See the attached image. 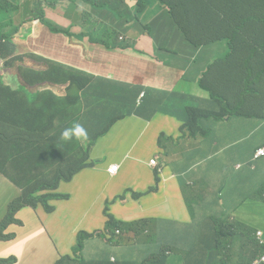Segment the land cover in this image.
I'll use <instances>...</instances> for the list:
<instances>
[{
	"label": "crops",
	"instance_id": "obj_1",
	"mask_svg": "<svg viewBox=\"0 0 264 264\" xmlns=\"http://www.w3.org/2000/svg\"><path fill=\"white\" fill-rule=\"evenodd\" d=\"M126 4L134 10L137 2L126 0ZM78 5L79 11L76 12H68L69 2H59L54 9L46 10L54 24L73 34L71 38L52 34L46 44L59 47L47 52L49 62L95 78L89 84L90 88L89 85L78 88L80 101L72 113L63 119V129L76 121L82 123L88 130V141L73 139L65 142L60 139L66 152L70 147L82 148L81 144L87 147L78 160L81 173L72 183H65L64 179L57 184L53 192L56 195H62L65 184L73 186L74 190L62 195L66 199L53 201L50 205L51 213L45 212L42 207L33 209L32 205L19 210L15 225L6 231V235L14 234L17 240L14 244L1 242L0 257L12 256L16 258L15 264H58L61 258L74 255L80 234L106 232L107 212L116 220L125 223L142 220L150 223V220H154L156 232L167 230L173 233L174 230L188 229L193 232L207 219L210 222L226 220L256 236L257 233H262L264 240V231L259 227L263 222L264 198L261 197L255 203L249 199L251 187L245 189L240 182V174L245 173L254 161V143L249 137H238L243 131L247 134L248 130L250 135H255L264 126L231 119L222 123L200 122L199 126L193 127L192 134L185 130L186 107L200 110L210 108V96L200 87V80L209 66L222 56L216 55L208 46L192 47L180 30L176 26L171 30L170 25L165 44L168 39L175 44L180 65L178 77L174 75L172 81L164 82L153 72L142 73L141 78L123 75L120 72L122 69L158 65L153 60L164 50L158 53L151 35L139 34L136 29L134 33L123 35V39L135 47L134 50L108 52L103 47L92 44L87 38L79 39L78 36L83 32L79 12L90 11L91 8L83 1H79ZM160 11L155 6L146 12L156 17L161 16L165 10ZM17 19L18 16L15 23ZM36 22L27 23L29 27L26 30H32ZM41 33L46 35L47 31L42 28ZM16 44L20 52L18 58H21L26 55L28 44L22 45L17 41ZM110 53L123 54L136 61H109ZM67 58L69 60H65ZM34 65L38 67V64ZM182 78L184 79L181 82ZM187 78L195 82V90L191 86L185 89ZM47 80V83L35 87L39 89V94L50 91L58 97H65L68 85L53 83L49 74ZM94 128L99 129L94 132ZM205 128L207 131L203 130ZM140 131L142 135L138 137L137 133ZM105 138L111 144L113 163L110 166L120 165L119 172L123 169L125 173L110 185L105 194H101L97 207L92 209L90 206L94 204L93 198L100 188V181L98 176L89 174L94 169V163L90 161V150L93 153L99 142ZM245 143V159H248L249 149L253 160L249 165H242L240 170H235V166L240 163L238 159L244 155ZM170 144H174L177 149L170 148ZM233 147L236 150L229 153ZM204 157L208 158V162L203 160ZM106 158L108 156L105 155L98 159ZM151 160L157 162L156 168L150 165ZM259 165L264 172V159L259 160ZM66 166L67 164L61 162L52 171L57 176ZM195 168H201V171L190 176ZM106 174L108 175L107 170ZM233 180L241 186V196L244 199L241 203L244 206L241 210V221L246 226L236 222L233 216L210 218L202 215L205 206H222ZM133 195L140 199H134ZM123 197L124 200H121ZM189 207L193 214H200L196 223L193 222ZM247 226H254L256 229L252 230ZM125 238L126 244L120 247L111 246L109 239H104V235L86 240L82 253L85 257H90L85 261L114 264L121 250H126L127 245L135 241L134 235H126ZM140 242L142 251L127 250L128 255L133 257L132 259L128 256L127 261L141 264L157 253L154 240ZM108 260L111 263H107Z\"/></svg>",
	"mask_w": 264,
	"mask_h": 264
},
{
	"label": "trees",
	"instance_id": "obj_2",
	"mask_svg": "<svg viewBox=\"0 0 264 264\" xmlns=\"http://www.w3.org/2000/svg\"><path fill=\"white\" fill-rule=\"evenodd\" d=\"M78 1L29 0L14 5L8 0H0V73H3L0 74V94L8 98H0V175H4L24 193L16 204L9 207L6 219L0 224V243L7 241L6 231L15 225L17 213L23 205L30 204L37 210L42 207L45 212L51 213L50 201L66 199L64 196L38 194L44 190L54 191L64 179L65 183H71L81 173L78 162L81 154L76 155L81 147H70L66 152V148L60 144L61 132L63 119L72 113L80 101L78 88L91 85L95 79L49 62L53 67L49 73L53 83L69 84L66 97H58L50 91L39 94L37 88L26 89L21 86L17 70L23 64L36 66L27 59L18 58L20 52L15 38L10 31L5 32L4 25L6 22H9V26L15 23L11 17L15 13L20 26L39 21L55 35L73 37L70 31L55 25L46 10L54 9L59 2H69L68 12H75L79 10ZM81 1L88 4L91 10L79 13L85 31L79 39L89 38L93 44L109 52L135 49L125 38L120 39L123 34L118 26L133 20L137 23L138 14L145 13L155 5L168 11L175 26L192 47L227 41L229 52L218 58L200 81V87L211 97V108L197 110L186 107L185 130L193 133V127L200 121L221 122L227 118L264 126V0H137L134 10L126 5V0ZM102 24L106 26L103 28ZM144 33L151 35V29L146 26ZM211 71L215 77L229 80L230 99L214 94L208 79ZM47 82L46 77L43 83ZM13 94L19 98L11 99ZM244 133L241 132L238 137L246 136L253 140L255 155L264 147V127L255 135H250L249 130L247 134ZM235 150L233 147L229 153ZM71 156H75L76 160L70 161ZM56 158L58 161L54 162ZM61 162L67 166L57 176L54 174L53 182L47 180L45 185L26 193V184L31 179L43 171L50 173ZM240 177L243 188L251 187L249 199L254 200L256 195L264 198V172L258 159H254ZM133 197L140 199L136 195ZM120 199L124 200V197ZM189 211L196 223L200 214H193L190 207ZM106 217L108 222L104 234H80L75 248L78 258H64L58 264H99L86 262L82 251L86 240L103 235L104 239L106 235L111 236L108 242L116 247L126 244V235L135 237L126 250H121L114 264H135L127 261L128 256L133 259L127 250L141 252L140 241L151 240L155 241L157 253L141 264H252L264 254V246L260 245L256 234L226 220L209 221L198 231L174 230L171 233L167 230L156 232L154 220H150V225L147 220L132 223L118 221L109 212ZM80 259L81 262H78ZM106 262L111 263L110 260ZM10 264H15V261Z\"/></svg>",
	"mask_w": 264,
	"mask_h": 264
},
{
	"label": "rangeland",
	"instance_id": "obj_3",
	"mask_svg": "<svg viewBox=\"0 0 264 264\" xmlns=\"http://www.w3.org/2000/svg\"><path fill=\"white\" fill-rule=\"evenodd\" d=\"M14 5H21V3L29 1V0H8ZM164 13L161 16H154L153 14L146 12L142 14H138L137 19L138 22L135 23V20L129 22V23H121L119 24L118 28L122 31L123 35H128L130 33H134V30L136 29L139 34H143L145 31V27L148 26L151 29V35L152 40L154 42V46L158 53H161L162 50H164L160 56H158L157 59L153 60L158 63L156 66H150L148 68H140V69H122L120 72L123 75H128L129 77H137L141 78L142 73H151L153 72L158 79L163 80L164 82H170L173 80V76L178 77V70L180 69V65L178 63V59L176 56V50L174 48L173 41L171 42L170 39L167 40L165 44V39L168 37V33L170 30L175 29V24L170 18V15L168 11L164 8H161L160 12ZM13 22H15L17 18V14L12 13L11 15ZM141 19V20H140ZM106 24H102V27L104 28ZM29 24H23L19 26L17 23H13L9 26V22H6L4 25L5 32L10 31L11 36H13L16 41L22 45L28 44V50L26 55H24L22 58L27 59L33 64H38V67H30L29 65L23 64L25 66H21L18 70L16 75L20 79L21 86L25 87L26 89H32L37 86H41L42 83L46 80L47 75L52 70V66L49 64V57L47 55V52L51 50L52 48L58 49L59 47L55 45L54 47H51L46 44L47 41L50 40L52 33L51 29L47 25H42L39 22H36L33 24L32 30H26L28 29ZM42 28H44V31H47V34L44 35L41 33ZM184 35V34H183ZM184 39L187 41L186 36L184 35ZM134 43V41H132ZM188 42V41H187ZM209 48H212L214 53L218 56H224L229 52V47L226 42H220L213 45H207ZM65 60H69L68 58ZM63 60V61H65ZM109 61L117 62V63H123V62H135L136 60L131 57H127L123 54L119 53H110ZM59 62V60H57ZM3 75V73H0ZM184 78L181 79V82ZM208 79L211 82V87L213 89V92L215 95H218L224 99H230L231 97V85L228 79H222L220 77H215L213 71H211L208 75ZM188 86H191L193 90L197 88L195 82L192 81L191 78H187V82L184 84L185 89L188 88ZM22 97V95H21ZM0 98L8 99L5 95L0 94ZM19 97L17 95H11V99L17 100ZM26 98V97H25ZM85 120V119H84ZM57 128V126L55 127ZM99 128H94V132H97ZM142 131L137 133L138 137H141ZM143 137V136H142ZM150 137L153 140L152 133L150 131ZM83 147L80 151L76 153V155H80L85 147V144H81ZM247 144H243V150L244 155L239 158V162L235 166V170H240V167L247 166L251 163L253 160L251 153L248 149V159H245V149ZM170 148L177 149L174 144H170ZM92 152V149L90 150V161L94 163V169L89 174H94L98 176L100 181V188L96 192L93 198L92 206H90L92 209L97 207L98 199L100 198L101 194H105L106 191L109 189L110 185L114 182H116L121 176L124 175V170L122 169L119 174L112 178L109 175L106 174V170L108 167L113 163L112 157H111V144L107 141V139H103L99 142L97 149H95ZM108 156V158L104 160H99L98 158H101L103 156ZM221 158H224L222 156ZM76 160L75 156L70 157V161ZM203 160H207L208 158L204 157ZM55 162L58 161L56 158L54 160ZM206 162V163H207ZM182 163V162H181ZM181 163H173V164H181ZM210 164V163H209ZM209 164H206L207 166ZM204 165V166H206ZM120 166V165H119ZM201 171V168H195L193 172L190 174V176L196 175L198 172ZM54 172L51 171L50 173L46 171V173L43 171L40 174L36 175L33 179H31L26 184V193L29 194L36 190L39 186L45 185L46 181L49 180L50 182H53L54 178ZM254 181V178H253ZM63 191L61 192L63 194H69L71 191L74 190V187L68 184L63 185ZM54 191H48L44 190L38 194V196L43 195H54V196H62V195H56L53 193ZM228 194H231L229 197ZM24 193L19 190L17 187H15L4 175H0V224L4 222V220L7 217V214L9 212V207L11 205H14L17 203L19 199L23 197ZM260 196L256 195L254 197V202H259ZM243 198L241 196V186L239 182L231 181L228 188L227 196L223 199L222 206L219 205H213L210 207H203V214L206 217L210 218H219V217H228L233 216L236 219V222L244 224L242 219V213L241 210L244 209V206H242L241 203H243ZM54 199L49 202V206L52 205ZM33 203V202H31ZM262 204V202H260ZM30 204H26L22 206V209L28 208ZM263 205H264V199H263ZM43 209V208H42ZM2 214V216H1ZM263 222L259 225V227L264 231V207L262 212ZM191 222V220H190ZM248 228L254 230V226H247ZM7 241H4L2 243L6 244H14L17 240L16 236L14 234H8L6 235ZM90 256H86V258H89ZM66 258H70L72 260H76L78 258V254H75L73 256H67ZM16 258L12 256H1L0 262H6V264H10L13 261H15ZM64 259L61 258L60 261ZM59 261V262H60Z\"/></svg>",
	"mask_w": 264,
	"mask_h": 264
},
{
	"label": "clouds",
	"instance_id": "obj_4",
	"mask_svg": "<svg viewBox=\"0 0 264 264\" xmlns=\"http://www.w3.org/2000/svg\"><path fill=\"white\" fill-rule=\"evenodd\" d=\"M79 1H81V0H79ZM78 1V2H79ZM136 2H137V0H135ZM85 3V2H84ZM88 5V4H87ZM127 5V4H126ZM156 6V5H155ZM154 6V7H155ZM154 7H152V8H154ZM136 8V7H135ZM79 11V10H78ZM76 12V11H75ZM82 12V11H81ZM80 13V12H79ZM56 25V24H55ZM58 26V25H57ZM59 27V26H58ZM61 28V27H60ZM178 28V27H177ZM63 29V28H62ZM81 29L83 30V27L81 26ZM66 30V29H65ZM69 31V30H68ZM85 31L83 30V32L81 33V34H83ZM181 32V31H180ZM52 33V32H51ZM53 34V33H52ZM80 34V35H81ZM181 34H182V32H181ZM55 35V34H54ZM73 35V34H72ZM79 35V36H80ZM183 35V34H182ZM61 36H63V37H66V36H64V35H61ZM79 36H78V38H79ZM183 37H184V35H183ZM66 38H71V37H66ZM86 39V38H85ZM87 39H89V38H87ZM121 40H123V35L121 36V38H120ZM81 40H83V39H81ZM90 40V39H89ZM91 42V41H90ZM92 43V42H91ZM93 44V43H92ZM95 45H97V44H95ZM100 46V45H99ZM102 47V46H101ZM202 47H204V46H202ZM200 48V47H199ZM107 51V50H106ZM109 52V51H108ZM216 61V60H215ZM214 61V62H215ZM213 62V63H214ZM212 63V64H213ZM211 64V65H212ZM210 65V66H211ZM62 66V65H61ZM209 66V67H210ZM67 68V67H66ZM209 69V68H208ZM207 69V70H208ZM71 70H73V69H71ZM207 70H206V72H207ZM74 71H76V72H79V71H77V70H74ZM205 72V73H206ZM80 73V72H79ZM82 74H85V73H82ZM85 75H88V74H85ZM204 75V74H203ZM89 76H91V75H89ZM201 81V80H200ZM64 85H68V87H69V84H64ZM67 87V88H68ZM67 88H66V95H67ZM206 92V91H205ZM66 95H65V97H66ZM210 96V95H209ZM210 101H211V97H210ZM212 102V101H211ZM210 108H211V103H210ZM209 108V109H210ZM194 109H196V108H194ZM197 110H200V109H197ZM205 110H208V109H205ZM231 119H233V118H227V119H225L224 121H221V122H216V121H213V120H204V121H200V122H213V123H222V122H225V121H228V120H231ZM264 121V120H263ZM199 122V123H200ZM199 123H198V125H196V126H199ZM204 131H207V128H205V129H203ZM188 131V130H187ZM189 132V131H188ZM190 133V132H189ZM190 134H192V133H190ZM61 139L63 140V141H65V142H68V141H72L73 139H75V140H77V141H83V142H87L88 141V139H89V135H88V130L85 128V126L82 124V123H80V122H78V121H76V122H73L72 123V125L70 126V127H65L64 129H63V131L61 132ZM261 150V149H260ZM260 150L259 151H257L256 152V154L254 155V159H258V160H260V159H264V155L263 154H261V152H260ZM258 154H259V156H258ZM109 171H112V172H115L116 171V168H115V166L114 167H112V168H110L109 169ZM78 176V175H77ZM76 176V177H77ZM75 177V178H76ZM75 178H74V180H75ZM73 180V181H74ZM72 181V182H73ZM71 182V183H72ZM209 223V219H207V220H205L204 222H201L200 224H199V227H198V230L201 228V227H204L205 225H207ZM198 230H196V231H198ZM107 236L108 235H106V238H107ZM261 256H263V255H261ZM260 256V257H261ZM259 257V258H260ZM258 258V259H259ZM257 259V260H258ZM257 260H255V261H257ZM254 261V262H255ZM253 262V263H254ZM252 263V264H253Z\"/></svg>",
	"mask_w": 264,
	"mask_h": 264
},
{
	"label": "built area",
	"instance_id": "obj_5",
	"mask_svg": "<svg viewBox=\"0 0 264 264\" xmlns=\"http://www.w3.org/2000/svg\"><path fill=\"white\" fill-rule=\"evenodd\" d=\"M261 154L264 155V147L260 150ZM259 156V154H258ZM150 165L152 167H157V162L155 160H151L150 162ZM116 168V171L115 172H112V171H109L110 168L114 167ZM114 166H110L108 169H107V173L109 176L111 177H115L118 175L119 173V166L117 165H114ZM120 234V233H118ZM107 238L110 240L111 237L110 236H107ZM257 240L259 241L260 245L261 246H264V240H263V234L262 233H257ZM263 256H261L257 261H255L253 264H264V254H262Z\"/></svg>",
	"mask_w": 264,
	"mask_h": 264
}]
</instances>
